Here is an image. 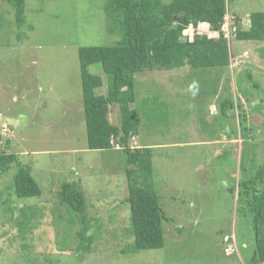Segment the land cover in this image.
Masks as SVG:
<instances>
[{"label": "rangeland", "instance_id": "obj_1", "mask_svg": "<svg viewBox=\"0 0 264 264\" xmlns=\"http://www.w3.org/2000/svg\"><path fill=\"white\" fill-rule=\"evenodd\" d=\"M107 2L26 0L31 27L17 36L13 8L0 0V152H15L43 191L20 199L13 192L17 166L0 174V264H246L255 245L252 220L238 212L237 195L227 189L245 169L253 171L251 152L258 162L264 157V43L237 39L231 26L229 66L186 65L137 76L140 131L130 146H152L155 186L171 219L162 248L134 252L129 205L123 203L129 194L125 151L122 145L90 150L83 109L79 47L113 45L119 38L110 30ZM254 11H264V0H227L228 15L240 18L243 28ZM199 30L216 34L205 23ZM193 32L188 26L183 40ZM248 68L260 87L247 80ZM89 69L105 81L96 92L106 93L102 66ZM228 98L244 109L224 118L219 108ZM118 108L110 112L116 125ZM242 112L250 120L247 129ZM244 140L251 151L243 160ZM65 180L83 185L93 229L102 227L94 251L79 261L78 226L68 229L57 213L56 194ZM26 206L37 215L34 227L21 232L15 220ZM229 245L236 250L231 255Z\"/></svg>", "mask_w": 264, "mask_h": 264}, {"label": "trees", "instance_id": "obj_2", "mask_svg": "<svg viewBox=\"0 0 264 264\" xmlns=\"http://www.w3.org/2000/svg\"><path fill=\"white\" fill-rule=\"evenodd\" d=\"M7 1L13 8L17 36H20L24 26L31 27L26 20V0ZM106 10L110 30L119 38L113 45L79 47L87 144L90 150H111L117 143L123 146L129 189L123 203L129 205L130 235L134 238L132 250L158 249L165 245V223L170 222L171 217L166 213L155 186L152 146H130L131 136L140 131L139 113L134 105L138 102L137 76L146 70H173L186 65L193 68L229 66V39L222 31L228 14L227 0H172L169 3L161 0H108ZM232 17L231 26L237 27V39L264 43V11L250 14L248 28L242 27L240 18ZM203 23L216 34L200 31L199 26ZM190 25L194 32L183 40V31ZM92 64L103 68L107 78L106 93L96 92L105 81L101 74L90 71ZM246 78L253 86L260 87L249 68ZM113 105L119 107L121 120L117 125L110 120ZM238 108L244 109L242 103L237 104L228 98L220 104L219 114L226 118L231 110ZM246 113H240L239 117L241 127L244 125L247 129L250 120ZM248 150L244 140L243 160ZM251 153L253 171L245 169L242 178L230 184L227 190L233 196L237 195L238 212L252 220L255 245L246 264H264V157L258 162L257 153ZM14 164L17 166L13 176L14 195L20 199L40 197L42 187L30 166L18 160L15 152L6 149L0 152V174L9 171ZM56 198L59 219L65 218L70 226L68 229L78 226L74 233L78 242L74 257L77 261L82 260L94 251L96 241L102 237V227L98 224L93 229L88 211L90 200L78 180L61 182ZM33 209V206L20 208L22 219L18 217L15 222L21 232L34 227L37 210ZM7 210L13 213L15 207L8 206ZM67 212L69 217H66ZM114 216V213L110 214L111 221Z\"/></svg>", "mask_w": 264, "mask_h": 264}, {"label": "built area", "instance_id": "obj_3", "mask_svg": "<svg viewBox=\"0 0 264 264\" xmlns=\"http://www.w3.org/2000/svg\"><path fill=\"white\" fill-rule=\"evenodd\" d=\"M229 18L230 16L227 14L225 18ZM226 20V19H225ZM231 29V24H229V22L226 20L223 25H222V31L225 33V36L229 39V34H230V29ZM233 30H235L236 25L232 26ZM229 239V238H228ZM231 245V244H230ZM230 245L228 247H226L225 251L227 252V254H230L232 252V247H230ZM231 248V250H230ZM234 249V248H233Z\"/></svg>", "mask_w": 264, "mask_h": 264}, {"label": "clouds", "instance_id": "obj_4", "mask_svg": "<svg viewBox=\"0 0 264 264\" xmlns=\"http://www.w3.org/2000/svg\"><path fill=\"white\" fill-rule=\"evenodd\" d=\"M119 110V109H118ZM116 149H120L121 148V146H120V144H115V146H114Z\"/></svg>", "mask_w": 264, "mask_h": 264}, {"label": "crops", "instance_id": "obj_5", "mask_svg": "<svg viewBox=\"0 0 264 264\" xmlns=\"http://www.w3.org/2000/svg\"><path fill=\"white\" fill-rule=\"evenodd\" d=\"M111 116V115H110ZM113 118H115L116 120H117V122H119V120L117 119V117L115 116V117H113ZM110 120H112V118H110ZM114 123V122H113Z\"/></svg>", "mask_w": 264, "mask_h": 264}]
</instances>
